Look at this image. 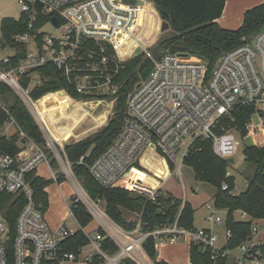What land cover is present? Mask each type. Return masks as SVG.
Masks as SVG:
<instances>
[{"label":"built area","instance_id":"1","mask_svg":"<svg viewBox=\"0 0 264 264\" xmlns=\"http://www.w3.org/2000/svg\"><path fill=\"white\" fill-rule=\"evenodd\" d=\"M18 2L22 14L14 20L25 19V25L14 36V44L7 43L3 36L0 38V45L12 50L6 57L0 58V90L2 85L8 87L25 104L43 131L46 143L41 145L26 137L12 116L9 104L0 99V108L8 115L4 126H15L14 134L26 138L23 149L16 155L0 149V198L10 196L14 201L23 200L13 228L0 209V264H67L83 259L87 264H95L96 257L103 260L100 264H126L127 258L138 264H152L145 257L143 248L144 241L149 237L160 245L188 238L190 242L210 248L213 259L227 258L232 264H264V257L258 249L262 242L257 239L256 221L254 236L233 248L227 247L232 231L226 226L225 218L220 216L207 219L224 224L222 242L212 226L185 229L178 225L179 217L171 224L157 226L148 232L143 230V214L139 212H135L138 218L133 219L137 222L135 229L129 231L116 224L100 207V198H93L82 184L76 186L78 178L65 154V145L56 140L36 107V102L42 97L34 99L32 91L43 85L45 76L40 68L49 64L60 72L76 94L85 95L88 100L75 99L67 89L51 93L64 92L74 101L86 104L102 103L108 96L116 100L122 87L117 79L125 68V62L139 55L137 47H142L140 52L145 50L143 41L151 43L153 40L141 38L137 43L127 30L144 24L130 25L132 9L139 4H130L126 0ZM49 24L55 27L56 36L43 32L42 29ZM18 45H24L23 51ZM189 56L192 55L167 52L155 60L149 75L129 94L126 116L112 143L92 163L86 164L85 156L80 158L79 163L87 165L102 187L124 188L156 202L172 176L170 164H175L187 140L211 141L218 157L225 160L234 158L240 146L236 132L243 135L238 130L223 126L221 119L230 116L239 106L253 107L254 114L264 118V28L253 37L243 36L241 44L224 52L212 69L207 61L189 60ZM5 96L0 93V98ZM251 122L247 124L244 136L255 134L258 127ZM14 134H4L3 129L0 132V136ZM193 142L182 157L179 174H182L184 159ZM50 152L57 159L58 168L52 167ZM146 158L154 163L161 162L168 169L167 175L163 177L147 167L144 163ZM43 163L55 183L60 174H64L66 179L73 177L71 181L77 188L70 198L68 217L57 227L47 219L44 204L36 200L35 188L29 180V175L37 172ZM138 173L153 174L159 178V183L155 187L151 184L146 186ZM128 174L130 177H127ZM226 175L233 176L231 169ZM134 179L143 185L136 187ZM223 189L229 190L232 195L237 194L228 183L223 184ZM78 203L99 220V228L111 235L119 246L118 252L111 254L102 248L100 242L105 236L98 227L89 230L88 225L84 227L79 223L74 214ZM206 208L212 214L221 212L213 203H207ZM238 214L241 219L249 218L245 211ZM73 223L77 224L76 228ZM79 231L85 234L89 243L75 251H68L70 238ZM89 245L94 250L84 252Z\"/></svg>","mask_w":264,"mask_h":264},{"label":"trees","instance_id":"2","mask_svg":"<svg viewBox=\"0 0 264 264\" xmlns=\"http://www.w3.org/2000/svg\"><path fill=\"white\" fill-rule=\"evenodd\" d=\"M154 3L156 10L163 20L170 23L173 34L162 41L161 46L169 49L173 53L180 52L192 56H197L201 60L209 63L212 69L218 58L227 50L233 49L242 42V37H253L264 28V4L251 8L245 12L244 22L240 28L230 30L222 27L218 19L224 7V0H149ZM157 13V14H158ZM142 17L132 11L130 25L142 22ZM25 19L15 21L13 18L5 19L2 26L3 37L9 44H14V36L23 30ZM128 31L134 35L135 42L139 43L141 38L150 40L148 30L141 26ZM139 32V33H137ZM23 51L24 45H18ZM140 52L142 47H137ZM142 55H138L127 62L121 71L117 82H121V89L115 104V116L111 122L101 131L89 136L85 140L67 144L65 154L73 165V172L80 180L84 189L93 197L103 201L107 215L119 226L126 230L136 228V220L128 217V213H142L143 230L152 231L157 226L171 224L178 218V225L185 229H196L195 208L183 199L174 196L169 192L161 190L156 202H150L143 195L124 188H104L91 175L86 164L92 163L95 158L109 146L118 135L127 111V100L130 92L134 89L130 84L131 78L141 76L144 79L152 70V63L142 60ZM44 74V83L33 89L34 99H41L36 102L38 110L43 114L48 126L59 116H68L73 110V99L64 92H56L67 89L72 97L78 100H88L87 96L76 94L68 82L62 77L60 72L51 64L40 68ZM0 93L3 95L12 94L11 90L2 85ZM50 93V94H48ZM47 94V95H46ZM45 95V96H44ZM44 96V97H43ZM16 97V96H15ZM12 116L26 137L33 139L38 144L44 145L45 136L40 126L36 122L25 104L16 97L13 103H9ZM255 113L253 107H236L231 115L221 119V124L227 128L241 131L244 136L247 133V124L251 122ZM8 115L0 108V132L3 129ZM26 143V138L16 133L10 137L0 136V149L8 154L16 155ZM91 149V150H90ZM53 168H58L59 164L53 153H49ZM244 160L248 164L246 173L247 187L245 190L232 195L229 190L223 189V184L228 183L230 189L236 187V177H228L227 171L233 166L225 159L218 157L213 151V144L208 140L196 139L190 146L189 152L184 159V163L192 167L195 171V178L208 183L215 188L213 205L216 209L225 212V224L232 231V237L227 247H236L242 242L254 236L253 226L255 221L264 219V146L250 145L243 150ZM82 156H85V163H79ZM171 169L174 168L170 164ZM145 173H138L144 179ZM127 177H130L128 174ZM29 180L36 192V200L44 204V209L49 206L48 193L46 188L55 183L52 179H46L33 171L29 175ZM66 180L64 174H60L58 182ZM134 181H136L134 179ZM145 181V180H144ZM10 196L0 198V209L5 217L10 220L12 228L23 205V200H11ZM239 211H245L249 218L241 219ZM75 217L82 226L89 225L93 221V215L87 208L78 203L74 207ZM105 236L100 242L102 248L114 254L119 251L117 243L99 228ZM89 243L88 238L82 231L73 235L67 245L68 251H75L78 247ZM143 248L147 255L155 264H171L165 260L158 259V249L156 240L153 237L147 238L143 243ZM261 256L264 257V241L258 246ZM213 251L205 248L196 242H191L190 259L193 264H229L227 258H212ZM103 262L99 257L95 258V264ZM126 264H138L134 260L125 259Z\"/></svg>","mask_w":264,"mask_h":264},{"label":"rangeland","instance_id":"3","mask_svg":"<svg viewBox=\"0 0 264 264\" xmlns=\"http://www.w3.org/2000/svg\"><path fill=\"white\" fill-rule=\"evenodd\" d=\"M224 1L225 7L220 18L218 19V22L222 27L230 30H236L241 27L244 22L245 12L247 10L264 4V0ZM145 4L144 2L140 3L138 7H135L132 10L135 14H145L148 22L147 27L150 31V40L152 38L153 40L151 41V43L143 41L145 50L142 52H136L137 54L142 55L143 61H148L152 63L153 66L155 60H157L161 55L167 52H172L169 49H164L161 46V43L162 41L170 37L173 32L171 31V28L165 31L162 30L163 19L156 10L154 3L149 0H146ZM149 4H152L153 10L150 8ZM151 13H153L156 21L152 20ZM21 14V7L18 0H0V38H2L3 36L2 26L4 20L8 18L18 19L21 17ZM140 16L143 19L142 23H145V16ZM140 29L141 27H138V31H140ZM42 30L43 32H46L47 35L50 34L52 36H56L58 34L52 24L46 25ZM11 52V48L6 46L3 47L0 45V58L6 57ZM187 59L198 61L200 58L197 56H189L187 57ZM143 79L144 78L141 76H136L135 78L130 79V84H132L133 88H135L137 84ZM118 96L119 94L117 95L116 100L113 99L111 96H108L104 102L99 104H86L81 101L73 100L72 112L68 116L56 117L50 124L49 128L52 131L56 140L64 144L65 146L67 144H73L75 142L85 140L89 136H92L93 134L104 129L111 122V119L115 116V104L117 102ZM0 99L4 103L9 104L13 103L16 97L14 94H7L5 97H1ZM252 117L253 118L251 124L258 127L256 129L255 134H247V136H241L236 132L237 137L240 140V146L238 147V150L234 155L235 162L234 164H232L233 166L231 167V171L236 177V187L234 189L236 193H239L246 188V173L248 172V164L244 160V148L253 144L264 146V118H259L256 114H253ZM3 130L4 134H14L16 132V127L13 125H10L8 127L4 126ZM238 132L241 133V131ZM192 142L193 138H190L182 145L179 156L174 164V168L171 169L172 176L169 178L167 183H165L162 190L164 192H169L181 199L186 194L188 199H190L194 205L198 206V210L195 214V224L197 225V227L212 226L215 232L220 235L222 242V236L225 232L224 224H216L214 220L209 221L205 218V215H208V217H212V219H215L216 216H220L223 219L225 218V213L223 211L215 212L214 214H212V211L207 209L206 205H204L205 202L210 204L213 203L215 188L208 183L197 180L195 178L194 169L186 163H183V167L181 170L182 174H179L178 172V169L181 166L182 157L186 149ZM146 159L144 163L147 167L154 169V171L158 175H161L163 177L167 175L168 169L166 167L159 165L158 161H155L154 163L152 160H150V158ZM146 161L149 162L152 166L148 165ZM38 170L40 172H44L45 177L49 179L50 172L48 171V167L44 163L38 168ZM147 174L152 176L154 181L153 186L159 183L157 180L159 179L158 177L150 173ZM71 179L74 180L72 176ZM71 179L67 178L60 185L58 183H51L47 187L49 193V207L46 211L47 219L53 226L59 224L64 218L68 216V208L65 204L64 199L62 198L61 192L63 191L65 195H70V193L73 194V192H77L76 186L79 183L81 184L80 180L75 178V186ZM133 184L136 187L142 186L141 184L135 182H133ZM195 189H199V191L196 192ZM100 207L104 210L103 201L100 203ZM128 217L132 220L138 218L135 213H128ZM99 225V220L94 217L93 221L89 223L87 229H95ZM256 226L258 227L257 239L259 240L262 239V236L264 235V225L258 224ZM73 227L76 228L77 224L73 223ZM187 239H180L175 244L167 243L165 244V246H160L158 248V251L160 252V258L171 264H193L190 259L191 242ZM93 250L94 248L92 245L86 246L84 248V252H89ZM151 263L155 264L154 261H151ZM67 264H87V261L83 259L78 262H68ZM229 264H232L231 260H229Z\"/></svg>","mask_w":264,"mask_h":264},{"label":"crops","instance_id":"4","mask_svg":"<svg viewBox=\"0 0 264 264\" xmlns=\"http://www.w3.org/2000/svg\"><path fill=\"white\" fill-rule=\"evenodd\" d=\"M144 4H145V2H144ZM146 5V4H145ZM150 5V8L153 10V6H152V4H149ZM155 9V8H154ZM136 15H143V16H145V14L144 13H141V14H136ZM151 15H152V20H154V21H156V19H155V17H154V15H153V13H151ZM147 17L145 16V23L143 24L144 25V27L148 30V33L150 32L149 31V28L147 27ZM158 23V22H157ZM134 36V35H133ZM49 171V170H48ZM37 174L39 175V176H41V177H43V178H46L45 177V174H44V172H40L39 170L37 171ZM46 179H48V178H46ZM49 179H51V174H50V176H49ZM59 185L61 184V183H59V182H57ZM155 186H157L156 184H155ZM155 186H153V187H155ZM246 187H247V181H246ZM46 190V192L48 193V188H46L45 189ZM245 190V189H244ZM243 191V190H242ZM62 193V198L64 199V201H65V204H66V206H67V208H68V206H69V202H70V198H71V196L74 194V192H73V194H71L70 193V195L68 194V195H65V193H63V191L61 192ZM182 199H184L185 201H188V202H190L192 205H193V207L195 208V214H196V212H197V210H198V206H196V205H194L192 202H191V200L190 199H188V197L186 196V194L184 195V197L182 198ZM48 200H49V193H48ZM69 201V202H68ZM207 203L205 202V204L204 205H206ZM49 207V206H48ZM47 210H48V208H47ZM46 210V211H47ZM46 214H47V212H46ZM68 214H69V209H68ZM238 216H239V214H238ZM68 217V216H67ZM66 217V218H67ZM207 217H208V215H205V218L207 219ZM66 218H64L63 220H62V222H60L59 224H57V225H55L54 227H57V226H59V225H61L64 221H65V219ZM204 218V219H205ZM257 223L258 224H261V225H264V219L263 220H259V221H257ZM116 225V224H115ZM195 226L197 227V225L195 224ZM99 227V226H98ZM197 228H200V227H197ZM201 228H209L208 226H204V227H201ZM111 236V235H110ZM180 239H184V240H186L187 238H180ZM179 239V240H180ZM187 240H189V239H187ZM261 242H263L264 241V235L262 236V239H259ZM190 241V240H189ZM175 244V243H174ZM160 246H165V244L164 245H160V244H157V249L160 247ZM144 255H145V257L151 262L152 260L150 259V257L146 254V253H144ZM158 259L159 260H163V259H161L160 258V252L158 251Z\"/></svg>","mask_w":264,"mask_h":264},{"label":"water","instance_id":"5","mask_svg":"<svg viewBox=\"0 0 264 264\" xmlns=\"http://www.w3.org/2000/svg\"><path fill=\"white\" fill-rule=\"evenodd\" d=\"M128 3L130 4H140L145 2V0H126ZM55 22L57 25H59V22L56 20V18H54ZM171 28L170 23L166 20H162V30H169ZM181 55H188L186 53H181ZM226 162L229 164H234L235 160L233 157L231 158H227Z\"/></svg>","mask_w":264,"mask_h":264},{"label":"bare ground","instance_id":"6","mask_svg":"<svg viewBox=\"0 0 264 264\" xmlns=\"http://www.w3.org/2000/svg\"><path fill=\"white\" fill-rule=\"evenodd\" d=\"M37 107V106H36ZM38 109V108H37ZM158 163H159V165H161V166H163L162 164H161V162H159L158 161ZM143 177H144V180H145V184H146V186H148V184H151L152 186H153V178L152 177H150L149 175H147V174H144L143 175ZM133 182H135V183H137L136 181H134L133 180ZM139 184V183H138ZM141 185H143V184H141Z\"/></svg>","mask_w":264,"mask_h":264}]
</instances>
